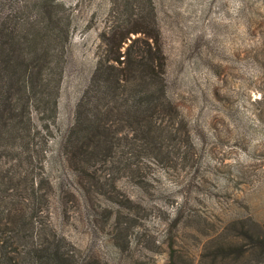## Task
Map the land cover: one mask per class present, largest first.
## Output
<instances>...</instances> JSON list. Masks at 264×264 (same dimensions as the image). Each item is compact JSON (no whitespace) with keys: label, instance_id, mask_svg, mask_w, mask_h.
Returning <instances> with one entry per match:
<instances>
[{"label":"rangeland","instance_id":"rangeland-1","mask_svg":"<svg viewBox=\"0 0 264 264\" xmlns=\"http://www.w3.org/2000/svg\"><path fill=\"white\" fill-rule=\"evenodd\" d=\"M152 2L167 93L190 138L163 166L153 155L139 159V172L152 179L144 186L127 169L99 168L112 176L119 199H132L115 228L109 215L117 208L99 190L81 195L82 183L56 148L94 68L99 33L122 5L54 0L70 37L57 116L40 156L52 184L47 206L52 225L97 264H172L170 244L187 264H204L205 245L233 240L243 225L264 230V0Z\"/></svg>","mask_w":264,"mask_h":264},{"label":"trees","instance_id":"trees-1","mask_svg":"<svg viewBox=\"0 0 264 264\" xmlns=\"http://www.w3.org/2000/svg\"><path fill=\"white\" fill-rule=\"evenodd\" d=\"M120 3L99 33L94 68L56 148L82 183L81 195L99 190L117 208L109 215L117 222L132 199H119L112 176L99 168L127 169L144 186L152 179L139 172V159L153 155L163 166L190 138L167 93L152 0ZM61 22L54 0H0V264H97L52 225L47 206L52 184L40 156L57 116L70 37ZM232 239L205 245L204 264H264V230L243 225ZM168 255L187 264L173 244Z\"/></svg>","mask_w":264,"mask_h":264}]
</instances>
